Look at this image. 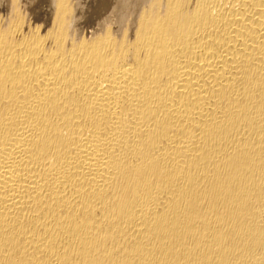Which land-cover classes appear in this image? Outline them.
I'll use <instances>...</instances> for the list:
<instances>
[{
    "label": "bare ground",
    "instance_id": "6f19581e",
    "mask_svg": "<svg viewBox=\"0 0 264 264\" xmlns=\"http://www.w3.org/2000/svg\"><path fill=\"white\" fill-rule=\"evenodd\" d=\"M0 264H264V0H0Z\"/></svg>",
    "mask_w": 264,
    "mask_h": 264
}]
</instances>
